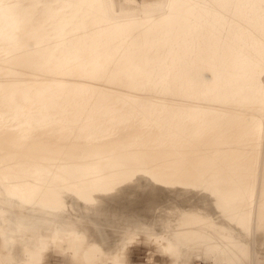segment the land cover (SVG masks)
Listing matches in <instances>:
<instances>
[{
    "label": "rangeland",
    "instance_id": "obj_1",
    "mask_svg": "<svg viewBox=\"0 0 264 264\" xmlns=\"http://www.w3.org/2000/svg\"><path fill=\"white\" fill-rule=\"evenodd\" d=\"M7 1L2 3L10 2ZM100 1L95 4L96 15L105 10L104 15L98 16L97 23L88 21L90 29L68 41L70 48L78 45L84 48L89 43L92 54L88 46L84 48L86 52L80 48L82 51L68 49L72 50L69 53L72 58L84 53H79L76 59L70 58L67 67L53 58L54 61L49 59L50 62L39 64L40 72L35 63L44 46L36 43L39 35L36 32L33 35L26 27L22 28L23 32L18 30V37L30 32L36 39L30 37L32 43L24 44L26 48L20 45L21 53L32 47L29 54H22L27 60L17 61L8 69L13 53L6 47L7 55L3 57L6 52L0 45V203H5L0 207L17 205L20 206L16 207L17 211L32 206L37 211L40 207L37 204L50 207L37 200L53 192L62 205L53 209L54 217L51 215V223L57 224L59 232L54 236L46 230L39 232L36 244L41 242V245L35 246L36 254L28 251L27 246L17 264H199L195 258L203 264H214L210 256L201 255V240H195L198 231L194 229L204 225L199 220L191 230L178 227L182 239L189 234L193 236V232L197 234L184 239L179 247H175L172 237L165 239L166 227L156 226L155 233L146 228L133 233L122 247L112 250L115 257L96 254L95 247L86 246L87 242L78 247L74 256L72 236L60 229L64 221L55 214L94 228L102 211L98 209L101 214L94 217L96 209L89 211L80 204L83 195L90 193L98 201L106 202L105 205L127 211H148L155 207L148 199H154L153 203L174 202L184 211L193 202L204 200L214 206L223 193L240 186L237 182L240 183V178L232 180L229 173L244 174L242 168L249 164L255 167V175L246 178L250 187L246 188L242 182L238 190L246 191L242 205L250 207L246 225L251 237V228L256 224L254 216L264 201V0H223L225 4L221 8L216 4L221 0H202L198 6L194 0L180 4L175 1L176 5H166L164 11L165 0ZM22 2L23 7L29 8L22 7L19 12L28 10L31 17L28 18L32 20L34 4L31 0ZM57 7L60 9V4ZM186 7L188 11L184 10ZM214 9L220 10V15L217 12L211 16L209 13ZM199 20L201 25L196 28ZM103 24L105 29L101 28ZM5 25H0L1 30ZM218 34L223 37L221 43ZM116 51L120 53L116 55ZM47 54L44 59L48 60ZM94 54L102 59L96 60ZM104 54L110 57L105 55V58ZM130 58L136 61L127 63L131 62ZM108 59L112 60L108 62ZM134 62L138 64L133 66ZM90 63L104 67L97 70ZM60 83L67 85L66 88L61 89ZM181 163L196 167L197 174L205 173L208 179L179 175L176 167ZM217 173L223 175L219 177L220 185L210 180ZM106 177L113 182L107 187L100 183ZM15 184L19 194L11 199L10 190L15 189ZM30 192H34L30 195L32 202L26 198ZM18 197L24 206L19 201L12 202ZM0 212L3 213L1 224L9 212ZM84 226L74 229L81 231ZM68 240L71 244H67ZM255 256L263 261L259 252Z\"/></svg>",
    "mask_w": 264,
    "mask_h": 264
},
{
    "label": "bare ground",
    "instance_id": "obj_2",
    "mask_svg": "<svg viewBox=\"0 0 264 264\" xmlns=\"http://www.w3.org/2000/svg\"><path fill=\"white\" fill-rule=\"evenodd\" d=\"M2 1H4V0H0V18L2 19V23L0 25H5V24H7V25L3 26V30H1V28H0V39H2L0 41V42H2V44H0L2 48L1 47L0 48H1V50L4 49L3 51L6 52V53H3V52H1V53H3V57H5L7 55L6 47L10 50V54L13 53L12 56L10 57V59L12 58V62L9 65L8 69H10L14 64H16L17 61H22V60L24 61V59L27 60L28 57L25 58V56L31 52L29 50H31L32 47H29L27 49L28 51L26 50L25 53L23 52L25 54L24 58L22 56L23 53H21V51H22L21 48L24 44H26V43L28 44L30 37H31V39H33L32 36L35 35L36 33L39 35V37H38L39 41L37 40L36 43L39 42L44 46V49L40 50V51H42V53L39 52L40 53L39 54L37 52L39 55V58H38L37 63H35L37 68L40 70V72L42 69L39 66L45 64V61L50 62V60L51 59L53 60V58H54V60L60 61V63H62V66L67 67L68 61L70 60V58H72L71 54H69L72 50H80V49L84 50V48L86 49V46H88L89 50H90V46H91V45L89 46L88 45L89 43H88L86 46L82 45L84 48H80L81 45L80 46L78 45V47L70 48L69 42L71 41L72 36L73 35H76V36L80 35L81 33H79V32L83 33V31H85L86 28L90 29V27H88V23H89L88 21H91V22H92V20L96 21L98 16L100 17V14L104 15L103 12L105 11L104 10L102 13H99L98 16L96 15V13H98L96 11H98V10L95 11V8L97 9L98 7L95 6V4L97 5L99 3V0H34V2H32V0H31V3L34 4V6H32L34 18H32V20H29L28 17H30V14H29L30 12H28V10L25 9L26 12H24V11L19 12V10L22 9V7H23V5H22L23 0H9L10 2L7 1V2H9L8 4H5V3L3 4ZM97 1H98V3H96ZM102 1L103 0H101L100 2H102ZM166 1H167V3H166ZM170 1L169 0L164 1L166 4H163V6H164L163 11L166 8L165 7L166 5L170 6L172 4V6H173V5L184 3V2H187L190 0H170ZM175 1H176V4H175ZM177 1L179 3H177ZM201 1L202 0H199L197 2V0H194L193 3L195 6H198V3H201ZM211 1H214V0H211ZM216 1H218V0H215V2ZM221 1L222 2L216 3L220 6V8H221L222 4H225L224 2L226 0H224V2H223V0H221ZM110 2L108 3L109 6H110ZM205 2H209V0H205ZM56 4H60V9H58L59 7L55 8ZM24 7L29 8V6L26 7V5ZM110 8H112V7H110ZM187 9L188 8L186 7L184 10L186 11ZM238 10H240V9H238ZM30 11H31V9H30ZM106 11H108V9ZM109 11H111V10L109 9ZM217 12L220 15V10H218V9H216V12L214 9V12L213 13L210 12L209 14H211V16L215 14V16H216ZM237 13H239V11H237ZM28 14H29V16H28ZM107 14H109V13L107 12L106 15ZM103 17H107V16H103ZM101 18H102V16H101ZM102 20H104V18H102ZM105 20H107V19H105ZM97 21H96V23H97ZM127 22L129 24V19L127 20ZM109 23H110V20H109ZM109 23H106V24H109ZM150 23H149V26H151ZM126 25H127V23H126ZM152 25L155 26L154 23H152ZM200 25H201V21L199 20L196 23L195 27L197 28ZM23 27H26L27 29L29 28L30 32H33V33L36 32V33L31 35L32 33L27 32V34H26L27 36L24 35L25 37L23 36V38H19L20 33H18V30L22 31ZM103 27H104V24H103V26H101V28H103ZM111 27H114V26L110 25V28ZM151 27H149V28H151ZM146 28L144 27V29H146ZM99 29H98V32H99ZM103 29H105V28H103ZM110 30H113V29H110ZM26 31L27 30H25V32ZM86 31H87V29H86ZM102 31H100V32H102ZM106 33H107V29H106ZM166 35H168V33ZM101 36L102 35H100V37ZM198 36H203V35L199 34ZM217 36L216 37L219 40L218 43H221V39L223 38V37H221L222 35L219 36V34H218ZM105 37L108 38L107 34ZM110 37H112V35ZM236 37L238 39H241V36H236ZM93 38H97V37L95 36ZM9 41L12 42L11 45L13 43H14V45L9 46V43H8ZM31 41L29 43H32ZM237 42L241 43L242 41L238 40ZM21 44H22V46H20ZM46 44H48L50 48H47ZM30 45L31 44H29V46ZM92 46H95V45L92 44ZM23 47L26 48V46H23ZM68 49H72V50L68 51ZM82 50H80V51H82ZM89 50H87L88 54H89ZM97 50H99V49H97ZM114 50H115V48H114ZM120 50L121 49H119V51ZM184 50H186V49H184ZM184 50H182V51H184ZM84 51L79 52V53L83 54ZM27 52H29V53H27ZM46 53H48L47 54L49 57L48 60L44 59V57H45L44 55ZM74 53H76V51ZM90 53L92 54L91 50H90ZM93 53H95V51H93ZM109 53H111V52H109ZM115 53L117 55V53H120V52L116 51ZM115 53L113 52L114 55H115ZM78 54H77L76 58H78ZM99 54L102 56L101 52H99ZM105 55H107V54H104V56ZM211 55H213V54H211ZM227 55H225V57ZM73 56H75V55L73 54ZM79 56H81V55H79ZM93 56H95L94 58H96L95 54ZM108 56L109 55H107V57ZM115 57H117V56H115ZM135 57L136 56H134V59H135ZM76 58L73 57L72 59H76ZM105 58H106V56H105ZM141 58L143 59V57H141ZM141 58H138V59H141ZM79 59H81V58H79ZM91 59H93V58H91ZM97 59H98V55H97L96 60ZM101 59H102V57L100 59H98V61ZM131 59H133V58H130V61H131ZM138 59H137V61H138ZM93 60H95V59H93ZM128 60L129 59H127V61ZM144 60H146V59L144 58ZM74 61H76V60H74ZM102 61H106V60H102ZM107 61L110 62L109 59ZM133 61H136V60H133ZM133 61L127 62V63H133ZM139 61H141V60H139ZM207 61H209V59ZM28 62H29V60H28ZM136 63L137 62H134L135 65H133V66H136ZM39 64H41V65H39ZM90 64L92 65V67H95V66H93V63H90ZM96 64H97V62H96ZM104 64H106V62ZM107 65H108V63H107ZM99 66H101V65H99ZM98 67L96 65L95 69L97 68V70H98ZM103 67L104 66L102 65L101 69H103ZM125 67L126 66L124 65V68ZM19 68H22V67H19ZM19 68H18V70H21ZM24 68L26 70V68H28V67H24ZM127 68H129V67H127ZM131 68H132V64H131ZM62 69H64V67ZM66 69H65V71H66ZM99 69H100V67H99ZM27 70H30V68ZM97 70H94L95 73L97 72ZM122 70L125 71V69H122ZM7 72H10V71H7ZM27 72H29V71H27ZM92 72H93V69H92ZM125 72H127V71H125ZM29 73L32 74V72H29ZM25 75L26 74H23V76H25ZM63 86L64 85L60 86V87H62L61 89H63ZM66 86L67 85H65L64 87L66 88ZM58 89H60V88H58ZM3 91L5 92V89ZM56 91H59V90H56ZM0 92H2V91H0ZM38 95L41 96L40 94H38ZM55 96H56V94H55ZM58 153L64 154L63 150H61V151L58 150ZM254 168H255L254 165L248 164V165L243 166V168H242L244 170L243 172H245L244 174L233 175V173L230 172L228 176L230 178H232V180H236L235 178L239 177L240 183L238 180L237 181L238 185L241 186V183L244 182V185L246 187L248 185V182H246V178L248 179V176H250L252 174L255 175L254 174ZM17 169H13V170H17ZM176 171H177V173H179V175H185L186 178H187V176L188 177H190V176H194V177L204 176V178L208 179L207 175L205 173H204V175H201L200 173L197 174L198 172H197L196 167H185L184 165H182V163L179 164L178 167H176ZM187 172L189 173L188 175H186ZM220 175L223 176L222 174L217 173L214 175L213 179L210 178V180L215 182L217 185H220V183H221V179H219V177H221ZM228 176L226 175L227 178H228ZM209 177H212V176H209ZM216 179H219V180H216ZM223 179H224V177H223ZM241 179H242V181H241ZM232 180H231V182H232ZM101 181H102V179H101ZM100 183L105 187L109 186L110 184H113V182L111 180L109 181V177H106L105 180H103ZM234 184L235 183H233L231 185L235 187L236 184L235 185ZM16 185L17 184H15V186H14L15 189H13V187H12V189L10 190L11 199H14L15 196L17 194H19L18 190H16V189H18V188H16ZM244 185H243V187H244ZM232 186H231V188H233ZM240 186L238 189L241 188ZM238 189L236 187V189H233V190H230V191L223 193V195L221 197L222 199L220 201L214 202V206H211V205L209 206L208 205L209 202L207 200H204V201H200V202H196V203L193 202L191 207H189V209L185 210V211L182 209H179V207L176 206L174 202L168 201V202H171L169 204H166L167 202H155V203H153L154 199H148V198H147L148 199L147 201L151 200L150 202H152V204H154L155 207L149 209L148 211L140 210V209L127 211V210H124L123 208H120L119 206L115 207V206L105 205L106 202L98 201L97 199H95L94 195L91 193L88 194L87 196H85L86 194H84L82 197V202H80V204H83V207L89 209V211L96 209L95 212H96L97 216L94 215V217H99L101 214L100 211H102V213H103L101 218L96 219V221L94 223V228L89 227V225L84 226L83 224H80V223H79L80 225L76 224V221H70V219H68V217L66 218V219H68V221H66L62 215H58V214H55V215L59 216L64 221V222L60 221V222H63L62 223L63 228L61 226H60L61 228L59 227L60 224H58V227L61 230H67L68 231L67 235L68 236L70 235L69 236L70 238L72 236L71 243L74 246L73 247L74 248V256L78 252V247L84 246L85 242L88 243V244H86V246L95 247L93 249H95L94 251H96V254L103 253L104 255H112L113 254L112 250L115 249V251H116V247H118L119 245L122 247V244H124V242L127 239H129V237H131L133 233H137L140 230H143L145 228L150 233H155V230H157V229H155L156 226L166 227L165 229H167V233H166L167 237H165V239H167V238L170 239L172 237L174 239L175 247H179L182 245V242L184 241V239H187V237H189V239H191V238H193V236H196L197 234H195L193 232L192 233L193 236H191L189 234V236H187V237L185 236L186 238L182 239V235L179 234V232H181V231H180V229H178V227L185 226V227H188L190 229L191 226H193V225L195 226L196 222L199 220V221L204 222V225L200 226L197 230H195L193 228L195 232L198 231V235H197V237H195V240H197V241L201 240L200 241V243L202 245L201 255L210 256L213 259L214 264H264V201L263 202L261 201L262 206H260V209H257V212L254 216L256 224L253 226V228H251V237H248V234H247L248 228H247L246 224H247V220L249 218L248 209L250 210V207L247 208L246 206H244V204L242 205L245 198H247L246 197V191L244 192L243 189H241V190H238ZM6 192H7V190H6ZM20 193H22V191ZM32 193H34V192H32ZM32 193L30 192L28 194L29 196H26V198L31 199L30 195ZM23 196L22 197L19 196V197L23 198ZM20 198L18 200L15 199L17 201H12V202L13 203L18 202L20 200ZM22 200H26V199H22ZM144 200H146V199H144ZM30 201L32 202L33 200L31 199ZM37 201H39L38 203L42 202V203H45L48 205L50 204V207H48L47 205L43 206V204H37L38 206H40L39 209H37V211H35L32 208V206L31 207L26 206L22 209L20 208L19 209L20 211L19 210L16 211L15 210L17 207L16 204H15L16 207L15 208L13 207L14 209L10 205H9V208H6L7 206L0 207V210L2 212H4V211H6L5 213L9 212L8 213L9 215H7V214L4 215L5 216L4 223L0 224V250H1V254H2V256L0 255L1 256L0 257V264H17V262L21 258V256L24 257L23 255H25V254L22 255V253L27 246H29L28 251L29 250L33 251L36 245L37 246L39 244L41 245V242L36 244L38 242L37 235L39 234V232L46 230L48 234L52 233L53 236H54V234H57V231L59 229L56 226L57 224L54 223V225H55V227H54V225L51 223V221H52L51 215L54 214L53 213V211H55V210H53L54 208H56V209L62 208L61 203H59L60 202L59 197L57 196V194L55 192H53L48 196L43 195L42 198H40ZM28 202L26 201V203H28ZM229 203H236V205L232 206ZM21 204H23V203H21ZM24 204H23V206H24ZM2 205H5V203L1 202L0 206H2ZM11 205L14 206V204H12V203H11ZM18 205H20V204L18 203ZM31 205H33V203H31ZM34 205H35V203H34ZM156 206H160V209L156 208ZM18 207H20V206H18ZM251 211H253V214H254V212H255L254 209H252ZM0 214L2 216L3 213L0 212ZM53 217H54V215H53ZM53 219L55 220V218H53ZM57 221L59 222L58 219H57ZM83 226H84V228H81V231H80V229H74L75 227H83ZM73 229H74V231H73ZM177 229L179 230V232L177 231ZM29 232H32V233H29ZM178 234L180 237L178 236ZM49 235H51V234H49ZM249 238L251 239L250 240L251 244L248 243ZM69 241L70 240L67 241V244L70 243ZM169 242H172V241H169ZM98 243H99V245H98ZM158 244H160V243H158ZM169 245H170V243H169ZM69 246L72 247L71 245H69ZM96 247H98V248H96ZM175 247H173V248L175 249ZM86 249H88V248H86ZM176 249H178V248H176ZM250 249H251V251H250ZM25 251H27V250H25ZM117 251H118V248H117ZM256 251L262 255L263 261L257 260V258L255 256ZM31 253H35V252L33 251ZM39 253H41V252H39ZM91 253H92V251H91ZM180 253H178V254L180 255ZM84 254L82 253V256H84ZM89 255H91V254H89ZM89 255H88V257H89ZM27 256H25V258ZM29 256H31V254ZM33 256H34V254H33ZM93 256H95V255H93ZM113 256H114V254H113ZM85 257H87V256L85 255ZM30 258L32 261L33 258L32 257H30ZM82 258H84V257H82ZM176 259H177V257H176ZM181 259L183 260V257H181ZM194 260H198L199 264H203L201 259H199V258L198 259L195 258ZM27 261H30V259H28ZM172 264H177V263H172Z\"/></svg>",
    "mask_w": 264,
    "mask_h": 264
}]
</instances>
